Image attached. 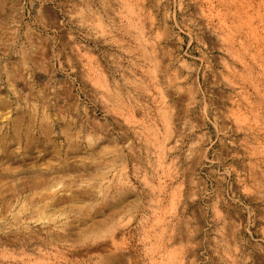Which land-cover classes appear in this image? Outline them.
<instances>
[{
	"label": "rangeland",
	"instance_id": "obj_1",
	"mask_svg": "<svg viewBox=\"0 0 264 264\" xmlns=\"http://www.w3.org/2000/svg\"><path fill=\"white\" fill-rule=\"evenodd\" d=\"M264 264V0H0V264Z\"/></svg>",
	"mask_w": 264,
	"mask_h": 264
},
{
	"label": "bare ground",
	"instance_id": "obj_2",
	"mask_svg": "<svg viewBox=\"0 0 264 264\" xmlns=\"http://www.w3.org/2000/svg\"><path fill=\"white\" fill-rule=\"evenodd\" d=\"M112 264V263H111ZM115 264V263H114Z\"/></svg>",
	"mask_w": 264,
	"mask_h": 264
}]
</instances>
